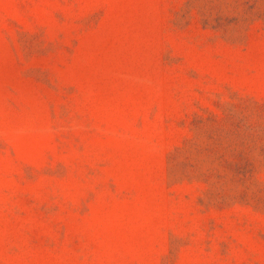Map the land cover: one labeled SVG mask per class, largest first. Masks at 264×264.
<instances>
[{"label":"rangeland","instance_id":"374dc122","mask_svg":"<svg viewBox=\"0 0 264 264\" xmlns=\"http://www.w3.org/2000/svg\"><path fill=\"white\" fill-rule=\"evenodd\" d=\"M0 264H264V0H0Z\"/></svg>","mask_w":264,"mask_h":264}]
</instances>
